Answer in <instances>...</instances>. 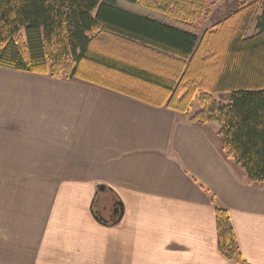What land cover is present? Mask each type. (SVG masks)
Instances as JSON below:
<instances>
[{"label":"crops","instance_id":"0c3cea01","mask_svg":"<svg viewBox=\"0 0 264 264\" xmlns=\"http://www.w3.org/2000/svg\"><path fill=\"white\" fill-rule=\"evenodd\" d=\"M217 131L0 67V264H237L217 248L216 206L245 263L264 264V181L249 183ZM105 194L121 203L119 220L95 219Z\"/></svg>","mask_w":264,"mask_h":264},{"label":"trees","instance_id":"16d2710c","mask_svg":"<svg viewBox=\"0 0 264 264\" xmlns=\"http://www.w3.org/2000/svg\"><path fill=\"white\" fill-rule=\"evenodd\" d=\"M205 1L0 0V67L77 80L164 106L194 124H214L224 156L245 171L249 183H260L264 4L234 0L198 36L193 22L208 14ZM111 40L140 54L110 49ZM223 92L230 95L227 103L213 96ZM215 224L221 255L246 264L223 207H215Z\"/></svg>","mask_w":264,"mask_h":264},{"label":"rangeland","instance_id":"374dc122","mask_svg":"<svg viewBox=\"0 0 264 264\" xmlns=\"http://www.w3.org/2000/svg\"><path fill=\"white\" fill-rule=\"evenodd\" d=\"M261 2V6L262 4H264V0H260ZM234 4V0H206L205 1V9L207 11V15H201L200 17L197 18V20H195L193 22L194 27L193 29L195 30L196 34L198 36H201V34L207 30L210 31L212 28V25L218 20L220 19L222 16H224L225 14H227L232 5ZM259 10L257 11V14L259 13ZM254 27H255V21H253L250 24L249 30L247 32V34H252L254 32ZM123 41H109V43H107V46L110 47V49L113 50H120L121 47L126 48L127 46H125L123 43ZM128 48V47H127ZM131 48V46L126 50V52ZM122 50V49H121ZM131 52L133 53V55L138 56L140 54V52L137 51H133L132 49H130ZM129 50V51H130ZM124 79V78H123ZM130 81V80H128ZM214 98L218 101L227 103L230 99V95L228 92H223V93H214L213 94ZM193 108H196V102H194L193 104ZM106 189V188H105ZM107 190H104V193H108L106 192ZM102 207H106V209L104 211H102L101 209H103ZM93 211L97 210V213L101 212L103 214H99V220H103V221H109V220H115L117 215H113L112 213V209H114V201L113 198L110 197V195L108 196V194H105V196L103 198H95V202L93 205ZM94 215L95 211H94Z\"/></svg>","mask_w":264,"mask_h":264},{"label":"water","instance_id":"95a60500","mask_svg":"<svg viewBox=\"0 0 264 264\" xmlns=\"http://www.w3.org/2000/svg\"><path fill=\"white\" fill-rule=\"evenodd\" d=\"M105 186L104 185H99L98 190H104ZM113 215H117L116 220H119L123 214V209L121 207V203L119 201L114 202V209H112ZM94 217L95 219H99V213L95 211Z\"/></svg>","mask_w":264,"mask_h":264}]
</instances>
